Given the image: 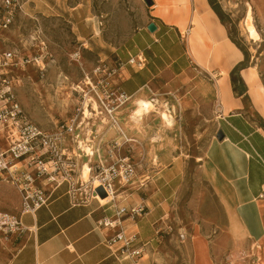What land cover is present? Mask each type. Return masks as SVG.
<instances>
[{"label":"rangeland","instance_id":"rangeland-1","mask_svg":"<svg viewBox=\"0 0 264 264\" xmlns=\"http://www.w3.org/2000/svg\"><path fill=\"white\" fill-rule=\"evenodd\" d=\"M19 1L21 8L15 9L8 28H0V52L16 53L23 60L11 75L27 120L55 132L65 124H74V135H66L64 146L83 195L96 177L100 181L101 172L111 166L119 168L126 157L135 164L132 182L138 185L161 168L174 164L182 169L167 190L160 180L148 185V193L161 189L163 200L149 211L154 229L150 243L143 245L147 241L142 240L141 245L151 264H193L191 242L192 235L198 234L197 224L215 218L220 211L199 165L211 142L218 139L217 99L207 88L205 94L201 90L196 96L192 82L196 79L213 84V79L195 68H190L189 77L178 76L179 66L172 65L182 51L177 33L150 32L147 28L151 21L161 24L155 16V2L148 6L144 0ZM216 2L229 28L248 51L246 63L256 65L264 82V0ZM250 10L261 35L257 42L245 29ZM188 29L181 32L184 46ZM149 34L160 40L159 47H147ZM137 54L146 58L145 69H151L145 74L151 80L149 87L123 104L115 97L101 101L97 93H102L103 85L109 82L112 90H118L128 73L139 69L130 63L133 57L138 59ZM137 98L153 100L156 105L140 120L132 117ZM95 100L99 110H94ZM86 108L92 114L87 116ZM165 111L173 116L172 125L162 120ZM112 115L123 133L112 128ZM109 131L114 135H105ZM85 147L92 150V156L86 154ZM86 163L91 168L89 182L80 177ZM20 201L17 188L0 180V211L16 213ZM254 259L252 249L240 248L226 260L229 264H248Z\"/></svg>","mask_w":264,"mask_h":264},{"label":"crops","instance_id":"crops-1","mask_svg":"<svg viewBox=\"0 0 264 264\" xmlns=\"http://www.w3.org/2000/svg\"><path fill=\"white\" fill-rule=\"evenodd\" d=\"M154 2L155 16L161 22H155L156 33L174 30L181 40V54L172 61V65L179 66L178 76L189 77L190 68H195L213 79V84L192 80L197 88L194 93L198 96L202 90L205 94L207 88L216 96L218 131L224 133L223 139L211 142L199 161L202 177L213 191L220 211L215 218L197 224L198 234L192 235L191 242L193 264H226L227 256L240 248L253 250L256 259L248 264H264V82L256 65L247 64L240 71L245 89L241 94L235 93L231 72L245 61V55L229 37L209 0ZM161 7L167 8L165 13L170 20L159 14ZM188 28L184 46L181 32ZM149 35L147 47H159L160 40ZM145 66L128 73L119 86L131 99L139 97L151 84L145 76L151 69ZM141 77L144 81L140 82ZM181 173L182 169L173 164L156 171L140 185L136 181L128 185L117 183L116 198L106 203L91 196L84 202H75L70 184L64 181L54 187L48 203L21 215L29 229L22 238L11 235L5 239L0 235V264H151L143 245L150 243L154 229L148 216L154 210L152 206L161 204L162 201L157 202L163 200V194L161 189L148 193L147 188L160 180L167 190ZM139 204L146 209L137 219L116 216L119 208ZM21 210L22 200L14 214L20 215ZM105 218L116 221L117 227L101 223ZM121 230L126 238L137 237L132 247L140 248L144 256H130L119 251L121 243H109V237ZM142 240L147 242L141 245Z\"/></svg>","mask_w":264,"mask_h":264},{"label":"built area","instance_id":"built-area-1","mask_svg":"<svg viewBox=\"0 0 264 264\" xmlns=\"http://www.w3.org/2000/svg\"><path fill=\"white\" fill-rule=\"evenodd\" d=\"M17 7L21 8L19 0H0V28H8ZM130 63L142 68L146 64V58L142 55L138 56V59L133 57ZM21 65L23 60L16 53L0 52V180L14 185L22 200L20 215L0 211V235L5 239H10L11 235L16 239L22 238L29 229L23 224L21 215L32 213L48 203L54 187L64 181L70 184L75 202H84L89 196L99 200L100 196L94 186H90L83 195L78 186L79 182L73 176V162L67 157L64 145L67 144L66 135H74V124H65L55 132L43 130L27 120L14 92V77L11 75ZM102 88V93H97L101 101L115 97L116 101L123 104L130 99V96L119 88L112 90L109 82ZM109 112L112 113L113 110L109 109ZM112 117L114 118L113 115ZM113 122L118 123V120L114 118ZM1 142L7 148L2 146ZM121 162L119 168L111 166L99 174L100 184L107 196L116 193V180L120 185H128L136 175L135 164L129 158L126 157ZM113 200L114 198L110 201ZM145 209L146 206L142 204L129 208L121 207L116 211V216L120 218L126 215L134 219L141 216ZM101 223L110 228L117 227L116 221L106 218ZM181 236L184 237V234ZM136 239V236L126 238L121 230L111 235L108 241L111 245L121 243L119 251L134 257L142 254L140 248L132 247Z\"/></svg>","mask_w":264,"mask_h":264},{"label":"bare ground","instance_id":"bare-ground-1","mask_svg":"<svg viewBox=\"0 0 264 264\" xmlns=\"http://www.w3.org/2000/svg\"><path fill=\"white\" fill-rule=\"evenodd\" d=\"M160 1V0H159ZM163 1V0H161ZM157 5V4H156ZM167 10L166 7H161V10L159 11V14L162 15L164 18L170 20V18L168 17V15L165 13V11ZM245 29H246V32L248 33V36L253 40V41H260L261 40V35L260 33L258 32V30L256 29L254 23H253V15H252V11L250 10L248 12V15H247V19H246V23H245ZM189 30V29H188ZM186 31V30H185ZM184 31V32H185ZM188 34V32H187ZM97 104H96V103ZM95 102L93 103V106H94V110H99V105H98V102L95 100ZM98 106V108H97ZM87 107V106H86ZM156 109V105L154 104V101L153 100H150V99H144V98H137L136 99V108L134 109V112H133V118L135 120H140L142 119L145 115L147 114H150L153 110ZM85 113L87 114V116L89 114H92L88 108H86L85 110ZM161 117H162V120L167 123L168 125H172L173 124V116L170 115L169 112H162L161 113ZM120 125H119V122L118 123H113L112 125V128L116 129L117 131L122 132V130H120ZM127 139V138H126ZM86 145V144H85ZM80 147V146H79ZM84 149V148H83ZM85 150H86V154L88 155H91L93 154L92 150L90 148H86L85 147ZM85 152V151H84ZM90 172H91V168L90 166L86 163L82 169H81V178L84 182H89L91 179H90ZM95 178V177H94ZM93 185L94 187H98L100 184V181L97 179V177L93 180ZM115 194H110L106 197H101L99 196V200L102 202V203H106V202H109L111 199L115 198ZM134 225V224H133Z\"/></svg>","mask_w":264,"mask_h":264},{"label":"trees","instance_id":"trees-1","mask_svg":"<svg viewBox=\"0 0 264 264\" xmlns=\"http://www.w3.org/2000/svg\"><path fill=\"white\" fill-rule=\"evenodd\" d=\"M209 2L211 4V6L213 7V9L219 15L223 24L226 26V28L228 30L229 37L231 38V40L237 44V46L243 51V53L245 55V61L239 63L231 72V81H232L233 90L235 91V93L241 94L243 92V90L245 89V83H244L242 76L240 75V71L242 68L247 66L246 60L249 57L248 51L241 45V43L238 41V39L236 38L234 33L229 28L227 18L225 17V14L223 13L221 7L216 2V0H209Z\"/></svg>","mask_w":264,"mask_h":264},{"label":"water","instance_id":"water-1","mask_svg":"<svg viewBox=\"0 0 264 264\" xmlns=\"http://www.w3.org/2000/svg\"><path fill=\"white\" fill-rule=\"evenodd\" d=\"M144 1H145V3H146L148 6H151V5L154 4V0H144ZM147 28L149 29L150 32H155V31H157L158 26H157V24H156L154 21H151V22L148 24ZM223 137H224V133H223V131H222V130H219V131L217 132V138L221 140V139H223ZM96 192H97L101 197H106V196H107V192L105 191V189L103 188V186H99V187H97V188H96ZM226 264H229V263H226Z\"/></svg>","mask_w":264,"mask_h":264}]
</instances>
